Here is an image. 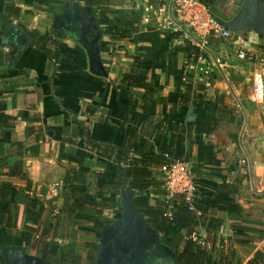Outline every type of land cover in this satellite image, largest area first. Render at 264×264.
I'll return each instance as SVG.
<instances>
[{
  "label": "crops",
  "instance_id": "0c3cea01",
  "mask_svg": "<svg viewBox=\"0 0 264 264\" xmlns=\"http://www.w3.org/2000/svg\"><path fill=\"white\" fill-rule=\"evenodd\" d=\"M150 1L104 0L101 6H90L95 22L88 32H72L62 22L58 36L55 16L89 5L83 0H0L1 250L16 246L35 255L30 242L40 236L57 247L45 264H97L102 236L113 221L121 220V213L97 227L94 217L68 214L64 208L78 195L74 187L97 200L107 192L119 199L120 191L130 188L115 191L105 183L116 176L118 162L100 147L89 149L81 133L117 147L125 133L141 131L132 114L124 113L127 92L119 84L136 56L146 64L154 88L147 105L153 115L144 126L140 147L148 153L163 152L167 160L187 162L197 197L213 206L212 213H204L193 225L192 238L212 248L216 260L232 250V264L236 259L245 264L256 252L264 253V102L260 106L251 91L253 74L259 69L264 74V28L229 29L227 36L237 51L252 59L231 56L227 46L219 44L215 62L209 64H216L212 79L200 81L206 67L200 64L205 61L201 52L195 62L185 52L172 54L182 41L169 40L168 33L144 22L141 8ZM203 1L223 23L235 17L243 2ZM37 33L52 36L48 48L56 60L32 45ZM97 33L95 47L106 76L89 70L80 43ZM215 39H209L205 53H212ZM185 84H190L188 91ZM134 91L142 93L140 88ZM185 95L187 102L176 104ZM216 96L232 106H222L214 101ZM171 107L174 113L165 115ZM191 107L195 117L187 121ZM236 114L241 116L238 121ZM174 120L185 130H171ZM174 153L181 157L174 159ZM158 186L149 187L148 194L160 200ZM130 189L133 198L135 190ZM144 234L171 248L170 239L161 242L146 232L145 221Z\"/></svg>",
  "mask_w": 264,
  "mask_h": 264
},
{
  "label": "trees",
  "instance_id": "16d2710c",
  "mask_svg": "<svg viewBox=\"0 0 264 264\" xmlns=\"http://www.w3.org/2000/svg\"><path fill=\"white\" fill-rule=\"evenodd\" d=\"M85 5L101 6L104 0H83ZM264 1V0H258ZM221 21V20H220ZM222 22V21H221ZM169 40L179 39L182 41L180 48H175L172 54L177 51H182L187 54L191 61L195 62L200 58V52L189 41L180 39L176 34H167ZM54 42L50 34L37 33L32 40V45L37 49L44 52L48 57L56 60L57 55L48 48L49 43ZM133 67L131 71L125 72L120 80V85L124 87L127 92L126 105L124 107L125 114H132L131 118L136 126H142L141 131L129 132L123 135L122 141L119 146L111 144H99L94 142L90 136L81 133L85 137V143L89 149H99L107 154L108 158L114 157L118 162L116 176L111 179H106L105 183L109 184L115 191L128 186L135 190L132 198V204L136 211L139 212L145 221V230L148 234L165 242L170 239L176 245L175 253L178 257L177 264H232L233 252L227 250L224 257L216 260L212 248L207 247L197 242L192 238L193 225H195L204 213L213 211V206L207 199L203 201L199 197L194 200L196 211H200V215H195V212L189 211L184 204L175 207L171 217L163 215V208L161 201L154 196L148 194V188L160 185V181L156 178L157 168L161 165L172 161L167 160L163 152L148 153L140 147L144 139V126L148 125L153 112L149 111L148 103L152 100L151 95L154 91L153 85L147 79V68H143V63L138 57H133ZM190 84H185L186 91L189 90ZM135 88H140L142 93H136ZM139 102H143L141 105ZM187 102V96L180 99L176 104H184ZM174 104V106H176ZM198 106H195V108ZM174 111L171 110L168 114L172 115ZM170 129L173 131H184L183 125L179 126V121L174 120L171 123ZM198 129L194 127V131ZM102 146V147H101ZM103 149V150H102ZM179 154L174 153V159L180 158ZM180 161V160H179ZM73 193L78 195L73 197L70 205L66 207L65 211L68 214L79 213L94 217L98 220L102 215L110 214L111 209L119 202L112 199L110 193L101 194L100 200L86 196L81 187H74L71 189ZM143 192V193H142ZM145 192V193H144ZM162 193V192H161ZM160 193V195H161ZM117 204V205H118ZM111 210V211H110ZM184 229H187L185 235H182ZM30 239L29 234L24 237L25 243ZM31 249L35 251V255L45 263L51 262V256L56 253L57 247L46 242L43 237L38 236L30 242ZM4 263L0 249V264ZM235 264H240L239 259L235 260ZM245 264H264V253L256 252Z\"/></svg>",
  "mask_w": 264,
  "mask_h": 264
},
{
  "label": "water",
  "instance_id": "95a60500",
  "mask_svg": "<svg viewBox=\"0 0 264 264\" xmlns=\"http://www.w3.org/2000/svg\"><path fill=\"white\" fill-rule=\"evenodd\" d=\"M264 4L255 2V0H243L239 12L230 20L224 22L225 28H264ZM66 22L73 32L79 28L83 32H88L91 24L95 22L90 6L84 8H67L62 14L56 15L53 28L56 34L60 36L58 23ZM99 34L97 33L92 40H80L85 48L89 70L97 76H106L103 65L97 54L95 47ZM195 113L190 108L187 121L194 120ZM132 190L124 188L120 191L119 211L121 213L122 226L109 230L103 234L101 239V250L98 255L97 264H175V254L167 245H161L156 239L143 238L144 221L143 217L136 211L132 205ZM129 236L127 246H122L119 239L123 236ZM134 235V236H133ZM5 264H45L36 255L25 254L20 247L5 246L1 250Z\"/></svg>",
  "mask_w": 264,
  "mask_h": 264
},
{
  "label": "built area",
  "instance_id": "2783aa9c",
  "mask_svg": "<svg viewBox=\"0 0 264 264\" xmlns=\"http://www.w3.org/2000/svg\"><path fill=\"white\" fill-rule=\"evenodd\" d=\"M141 13L144 22H151L154 28L189 41L199 52H207L210 38L228 35L229 29L210 12L203 0H151L141 8ZM238 57L252 59L245 51H239ZM212 64L206 65L200 81L212 79ZM252 91L255 100L264 98V74L261 69L253 74ZM157 171L162 189L163 215L171 217L175 207L181 203L194 212L197 188L189 164L172 160L158 167Z\"/></svg>",
  "mask_w": 264,
  "mask_h": 264
},
{
  "label": "rangeland",
  "instance_id": "374dc122",
  "mask_svg": "<svg viewBox=\"0 0 264 264\" xmlns=\"http://www.w3.org/2000/svg\"><path fill=\"white\" fill-rule=\"evenodd\" d=\"M230 38V35L229 36H225V37H221V38H218V39H215V46L214 47H211V50H212V53L209 51V54H207V53H205V52H201V60H205V61H203V62H200V64L201 65H209L211 62H215V49H216V46H219V44H220V46H227V48H228V51H227V54H229V55H231V56H234V57H238L237 56V53H238V51H237V47H235V43L233 42V40L232 39H229ZM229 39V40H228ZM224 43H226V44H224ZM215 48V49H214ZM219 50V49H218ZM217 50V51H218ZM211 54V55H210ZM209 55V56H208ZM218 56V55H217ZM239 58V57H238ZM252 83V82H251ZM251 91H252V88H251ZM214 101H217V102H219L222 106H232L231 105V103L229 102H227L226 100H224V99H222V100H218L217 99V96L215 97V99H214ZM264 102V99L263 100H261V101H258V104L260 105V106H263L262 105V103ZM232 109H235V105L233 106V107H231V110ZM235 115V114H234ZM236 118H237V121L239 120V119H241V116L240 115H238V114H236V116H235ZM158 188H159V190H160V193L162 192V189H161V187H160V185L158 186ZM119 202V199L117 198L116 199V202ZM118 203H116V206L115 207H113L112 208V211H111V213L110 214H105V215H102V217L101 218H99L98 220H94V222L98 225L97 227H103L104 225H102V224H104L103 222H105V224H108L109 222H110V218H112V217H116V218H119L120 217V212H119V210H118V205H117ZM134 236V235H133ZM144 237H145V234L143 235ZM119 241H120V243H121V245L122 246H127V244H128V241H130L129 240V236H123V237H121L120 239H119ZM168 245L171 247V248H173L172 250H174L175 249V246L176 245H174V242L173 241H171V240H169L168 242ZM3 258V257H2ZM4 260V259H3ZM1 264H5V261H4V263H1Z\"/></svg>",
  "mask_w": 264,
  "mask_h": 264
},
{
  "label": "flooded vegetation",
  "instance_id": "af4514ba",
  "mask_svg": "<svg viewBox=\"0 0 264 264\" xmlns=\"http://www.w3.org/2000/svg\"><path fill=\"white\" fill-rule=\"evenodd\" d=\"M122 226L123 225V222H121L120 224L118 223V221H113L111 223V226L107 227L105 233H107L109 230H112L110 227H113V229L117 228L118 226Z\"/></svg>",
  "mask_w": 264,
  "mask_h": 264
}]
</instances>
